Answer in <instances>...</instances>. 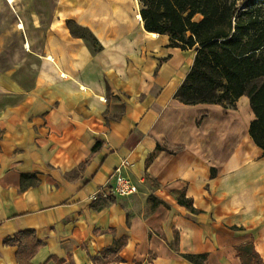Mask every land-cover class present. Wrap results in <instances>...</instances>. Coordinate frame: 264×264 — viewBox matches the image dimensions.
<instances>
[{"label": "crops", "instance_id": "obj_1", "mask_svg": "<svg viewBox=\"0 0 264 264\" xmlns=\"http://www.w3.org/2000/svg\"><path fill=\"white\" fill-rule=\"evenodd\" d=\"M4 1L18 20L0 56L27 35ZM50 1L41 30L0 60V264H21L5 242L16 236L43 243L31 264H242L252 239L233 213H264L249 99L179 101L196 52L146 31L140 0ZM116 169L136 195L105 198Z\"/></svg>", "mask_w": 264, "mask_h": 264}, {"label": "trees", "instance_id": "obj_2", "mask_svg": "<svg viewBox=\"0 0 264 264\" xmlns=\"http://www.w3.org/2000/svg\"><path fill=\"white\" fill-rule=\"evenodd\" d=\"M238 1L140 0L141 17L146 31L168 35L172 46L196 52L176 98L186 105L217 104L231 109L246 96L255 116L249 134L264 152V19L247 12V19L242 20L236 8ZM198 15L202 19L196 21ZM70 29L80 37L76 30L86 31L72 23ZM182 150L177 147L170 152ZM179 203L192 208V201H185L184 196ZM18 238L5 242L18 245L21 264H31L29 259L43 243ZM118 247L119 243L116 252ZM238 254L242 264H264L253 240L239 247Z\"/></svg>", "mask_w": 264, "mask_h": 264}, {"label": "rangeland", "instance_id": "obj_3", "mask_svg": "<svg viewBox=\"0 0 264 264\" xmlns=\"http://www.w3.org/2000/svg\"><path fill=\"white\" fill-rule=\"evenodd\" d=\"M6 6L7 3L5 1L4 3H0V34L6 32L7 29L11 28L14 22L18 20L15 15L13 16V19L10 18L11 16H7L8 12ZM51 6L52 3L50 0L15 1L14 8L16 9V11H19V14L24 21L23 25H25L27 35L24 32L20 37H18L17 35L8 37V43L4 46V53L0 56V60L3 59V64L7 65L10 59H12L11 57L16 54L19 39L24 38V40H26L27 36L31 37L32 35H34V33H37L35 32L36 30H41L38 26L45 24L46 13L50 11ZM9 7V12L14 11L11 6ZM236 8L238 10V17H240L242 20L247 19V16L245 15L247 12H252V14H254L255 16L259 15L261 19H264V0H240L237 2ZM201 19L202 17L200 15L195 17L196 21H199ZM76 31L78 35H82L89 41L91 40L87 32L80 29H77ZM261 198L262 197L259 196L258 200L260 201ZM258 205H260V202H258ZM253 212L250 211L246 213L236 211L233 213L235 216L234 220L238 221V223H240L239 221H242L241 223H248L247 225L243 224L244 226L242 227V231L248 236L247 239H252L254 241L257 251L259 250L261 252H264V225L253 224L255 223L254 221L257 222L260 220V218L262 217V212ZM262 218H264V213ZM234 228L237 229V227ZM260 255L262 256L264 261V256L261 253Z\"/></svg>", "mask_w": 264, "mask_h": 264}, {"label": "built area", "instance_id": "obj_4", "mask_svg": "<svg viewBox=\"0 0 264 264\" xmlns=\"http://www.w3.org/2000/svg\"><path fill=\"white\" fill-rule=\"evenodd\" d=\"M115 185L107 186L105 198L130 197L138 193V187L126 176L122 175L120 169H116Z\"/></svg>", "mask_w": 264, "mask_h": 264}]
</instances>
